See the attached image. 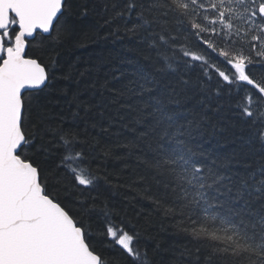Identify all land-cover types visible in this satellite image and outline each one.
<instances>
[{"label":"snow or ice","instance_id":"6c2138e0","mask_svg":"<svg viewBox=\"0 0 264 264\" xmlns=\"http://www.w3.org/2000/svg\"><path fill=\"white\" fill-rule=\"evenodd\" d=\"M0 264H264V0H0Z\"/></svg>","mask_w":264,"mask_h":264},{"label":"trees","instance_id":"16d2710c","mask_svg":"<svg viewBox=\"0 0 264 264\" xmlns=\"http://www.w3.org/2000/svg\"><path fill=\"white\" fill-rule=\"evenodd\" d=\"M86 35L82 37L81 45L75 48H68L65 52L66 59L80 58L82 60H87L89 56H94L96 54H101L107 57L112 51V48L119 47L118 44L113 45L111 40H104V33L100 32L97 35L95 29L90 27H85ZM158 239H163V237H158Z\"/></svg>","mask_w":264,"mask_h":264}]
</instances>
